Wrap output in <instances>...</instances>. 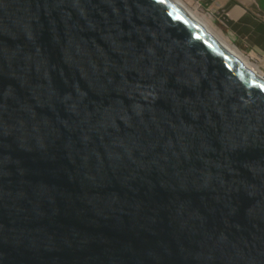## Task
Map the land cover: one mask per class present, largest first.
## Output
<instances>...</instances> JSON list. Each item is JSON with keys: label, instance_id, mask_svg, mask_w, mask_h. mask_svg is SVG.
<instances>
[{"label": "water", "instance_id": "obj_1", "mask_svg": "<svg viewBox=\"0 0 264 264\" xmlns=\"http://www.w3.org/2000/svg\"><path fill=\"white\" fill-rule=\"evenodd\" d=\"M0 264H264V75L171 0H0Z\"/></svg>", "mask_w": 264, "mask_h": 264}, {"label": "crops", "instance_id": "obj_2", "mask_svg": "<svg viewBox=\"0 0 264 264\" xmlns=\"http://www.w3.org/2000/svg\"><path fill=\"white\" fill-rule=\"evenodd\" d=\"M243 51L264 62V0H191Z\"/></svg>", "mask_w": 264, "mask_h": 264}, {"label": "bare ground", "instance_id": "obj_3", "mask_svg": "<svg viewBox=\"0 0 264 264\" xmlns=\"http://www.w3.org/2000/svg\"><path fill=\"white\" fill-rule=\"evenodd\" d=\"M176 5H178L181 9H183L186 13H188L191 17H193L197 22H199L203 27H205L209 32H211L215 37H217L227 48H229L231 51H233L236 55H238L240 58H242L244 61L249 63L253 68H255L257 71L262 73L258 68L255 67L252 63H250L244 54L233 44L229 43L227 40H223L219 36L221 34L217 32L212 25H209L206 20L200 15L199 11L196 9H190L188 6H186L181 0H171ZM195 15H194V13ZM208 21V20H207ZM263 74V73H262Z\"/></svg>", "mask_w": 264, "mask_h": 264}, {"label": "rangeland", "instance_id": "obj_4", "mask_svg": "<svg viewBox=\"0 0 264 264\" xmlns=\"http://www.w3.org/2000/svg\"><path fill=\"white\" fill-rule=\"evenodd\" d=\"M186 6H188L190 9H196L199 11L200 15L206 20V22L209 25H212V27H214V29L219 32L221 34V36H219L220 38H222L223 40L226 38L228 40V38L225 36V34L222 32L221 29L218 28V25L215 24V22H211L208 18H207V14L205 13L204 10H202L201 8L195 6L196 4L191 2V0H181ZM194 13V12H193ZM195 15V13H194ZM208 21H207V19ZM225 38H224V37ZM225 39V40H226ZM229 41V40H228ZM231 42V41H230ZM232 43V42H231ZM234 44V43H232ZM236 45V44H234ZM237 46V45H236ZM237 48L244 54V56L246 57V59L252 63L253 65H255L256 68H258L260 71H262L264 73V62L259 60L256 56L248 54L247 52L243 51L239 46H237Z\"/></svg>", "mask_w": 264, "mask_h": 264}, {"label": "clouds", "instance_id": "obj_5", "mask_svg": "<svg viewBox=\"0 0 264 264\" xmlns=\"http://www.w3.org/2000/svg\"><path fill=\"white\" fill-rule=\"evenodd\" d=\"M195 4H196L195 6L201 8L197 3H195ZM201 9H202V8H201ZM205 13H206V12H205ZM206 14H207V13H206ZM207 18H208V19L210 18V17L208 16V14H207ZM207 18H206V19H207ZM208 19H207V20H208ZM211 22H212V21H211ZM215 24H217V23H215ZM218 28H219V27H218ZM222 32H223V31H222ZM223 37H224V36H223ZM224 38H225V37H224ZM225 39H226V38H225ZM226 40H227V39H226ZM228 40H229V39H228ZM228 40H227V41H228ZM228 42L231 43L230 40H229ZM232 43H233V42H232ZM232 43H231V44H232ZM234 44H235V43H234ZM234 44H233V45H234ZM234 46H236V45H234ZM236 47H237V46H236ZM248 54H249V53H248ZM251 55H253V54H251ZM254 56H256L259 60L261 59V58H259L257 55H254ZM262 73H263V72H262ZM263 75H264V73H263Z\"/></svg>", "mask_w": 264, "mask_h": 264}]
</instances>
